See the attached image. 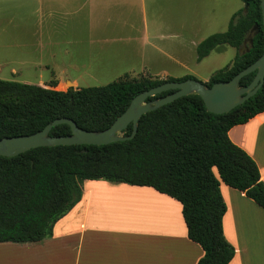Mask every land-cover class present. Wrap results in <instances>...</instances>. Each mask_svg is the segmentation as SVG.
<instances>
[{"label":"trees","instance_id":"1","mask_svg":"<svg viewBox=\"0 0 264 264\" xmlns=\"http://www.w3.org/2000/svg\"><path fill=\"white\" fill-rule=\"evenodd\" d=\"M241 1L247 8L232 16L228 29L209 35L196 47L199 63L219 46L237 49L234 60L204 82L209 87L230 81L264 52L261 0ZM255 75L244 77L241 85H249ZM187 79L197 78L125 75L106 85L66 91L0 79V139L35 134L64 117L83 129L103 131L137 95L166 82ZM173 92H163L149 101ZM263 112L264 85L225 114L210 112L203 99L193 93L145 114L131 140L101 146L39 147L15 157L0 156V241L50 237L56 222L82 198L83 182L104 179L152 185L172 195L183 205L190 239L205 251L198 264H229L236 249L224 235L227 205L214 168L225 184L264 208L260 169L228 135L234 126ZM71 132L69 125L62 124L50 135ZM132 132L131 124L125 135Z\"/></svg>","mask_w":264,"mask_h":264},{"label":"crops","instance_id":"2","mask_svg":"<svg viewBox=\"0 0 264 264\" xmlns=\"http://www.w3.org/2000/svg\"><path fill=\"white\" fill-rule=\"evenodd\" d=\"M153 5L154 0H0V79L59 90L42 76H24L26 65L56 74L57 65L71 70L83 63L92 75L91 49L117 44L140 52L139 74L172 75L167 65L184 67L188 44L175 50V35ZM6 67L10 80L3 76ZM64 83L77 89L85 82L75 76ZM228 135L256 161L264 182V112ZM215 169L227 205L224 235L236 249L229 264H264V208L225 184ZM82 190L50 237L0 241V264H198L205 256L190 239L183 205L172 195L152 185L104 179L85 180Z\"/></svg>","mask_w":264,"mask_h":264},{"label":"rangeland","instance_id":"3","mask_svg":"<svg viewBox=\"0 0 264 264\" xmlns=\"http://www.w3.org/2000/svg\"><path fill=\"white\" fill-rule=\"evenodd\" d=\"M247 5L241 0H154L152 11H157L161 20L169 25L171 34H174L175 50L180 51L185 44L187 49L183 51L184 67L167 65L172 75L152 76L153 78L167 79L169 77L181 78L186 75H194L202 82H208L211 75L229 65L237 54V49L229 45L217 47L209 57L202 62H197L196 46L209 35L225 32L228 29L232 16L239 10H246ZM191 44V45H190ZM247 47V44H246ZM91 55L95 61L91 66L92 75L85 72V66L80 63L68 70L66 66H56L55 73L45 70L30 68L26 65L24 76L33 81H38L41 76L46 85L53 86L59 90H67L70 86L65 80H72L75 76H81L83 87L106 85L109 82L124 77L126 72L130 78L145 76L139 74L141 68L140 52L132 44H117L114 47L100 45L91 49ZM80 60H85L84 54ZM28 68V69H27ZM10 68L4 69L3 76L10 80ZM74 76V77H73ZM19 78V77H17ZM62 80V81H61ZM60 81L62 82L60 84ZM81 85V86H82ZM218 173V170L215 169Z\"/></svg>","mask_w":264,"mask_h":264},{"label":"water","instance_id":"4","mask_svg":"<svg viewBox=\"0 0 264 264\" xmlns=\"http://www.w3.org/2000/svg\"><path fill=\"white\" fill-rule=\"evenodd\" d=\"M264 26V0H261ZM252 43V40H251ZM256 72L253 81L242 86L241 80ZM264 85V52L260 58L243 69L233 79L218 82L211 87L198 79H187L181 82H166L137 95L128 109L116 119L108 129L90 131L83 129L70 118H58L49 123L43 130L26 136L4 137L0 139V156L15 157L39 147L70 146V145H107L114 142L133 139L138 131L140 119L147 113L157 110L181 97L197 93L204 101L207 109L215 114H225L253 97ZM72 86V84H71ZM174 90L173 93L160 99L149 98ZM67 124L71 127V134L51 136L52 129L58 125ZM133 125V132L126 136L129 125Z\"/></svg>","mask_w":264,"mask_h":264}]
</instances>
